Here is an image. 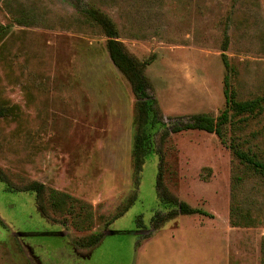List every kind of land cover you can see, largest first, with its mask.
Segmentation results:
<instances>
[{
    "label": "rangeland",
    "instance_id": "374dc122",
    "mask_svg": "<svg viewBox=\"0 0 264 264\" xmlns=\"http://www.w3.org/2000/svg\"><path fill=\"white\" fill-rule=\"evenodd\" d=\"M88 9L149 62L161 123L223 111L224 58L238 101L264 96V0H0V264H262L264 182L215 134L159 131L135 184L139 103ZM231 114L227 143L264 154V111Z\"/></svg>",
    "mask_w": 264,
    "mask_h": 264
},
{
    "label": "trees",
    "instance_id": "16d2710c",
    "mask_svg": "<svg viewBox=\"0 0 264 264\" xmlns=\"http://www.w3.org/2000/svg\"><path fill=\"white\" fill-rule=\"evenodd\" d=\"M85 15L90 21L95 23V25L99 26L104 35L106 36V48L110 60L112 61L113 65L128 80L132 87L134 97L139 103L138 112L141 118L142 128L140 135H138L136 139L135 147L133 148V164L136 175L135 184H137V177L144 163L146 154L151 150V148L156 150L155 135L161 130H164L165 133L168 132V127H170L171 131H173L174 133L185 130H199L215 134L222 145H229L228 147H231L234 159H236L237 162L244 167L245 172H250L253 178L264 182V154H254L251 153V151L249 150L244 152L242 150H239L237 146L234 145V143L228 144L226 141L224 126L228 122H231V113H233L234 115L246 114L250 116L260 115L262 111H264V96L244 102H240L237 100L236 93L235 91H233L230 82V76L234 73V68L228 63L227 58H224V66L227 71V75L225 76L223 82V94L225 98L223 111L217 117L206 113L194 114L187 116L186 120H181L179 122H174L170 123L169 125H166L157 120L155 100L147 92V83L144 76V69L149 64V62H140L127 53L122 44L117 41L116 29L113 26V23L109 19H107V17L101 15L93 9H88L87 11H85ZM2 32H4V29L0 27V34ZM12 113V108L0 105V118H4L8 115H11ZM161 162L162 157L159 154V165L157 173V189L159 193L161 180ZM0 180L9 184V182L6 180L5 176L2 174L1 171ZM235 180L238 183L239 181H241V178L236 176ZM42 189V186L38 184L23 189L13 188V190L17 191H32L36 196L37 205L38 198ZM50 193L52 195L56 192L51 191ZM169 201H171L175 205V209L173 210L171 215H209L201 209L190 208L187 204L178 203L173 200ZM231 224L234 227L239 226V224L235 222H231ZM0 225L4 226L1 220ZM262 255V264H264V249L262 250Z\"/></svg>",
    "mask_w": 264,
    "mask_h": 264
}]
</instances>
